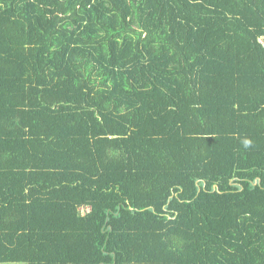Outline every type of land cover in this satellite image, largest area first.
Instances as JSON below:
<instances>
[{
  "label": "trees",
  "instance_id": "16d2710c",
  "mask_svg": "<svg viewBox=\"0 0 264 264\" xmlns=\"http://www.w3.org/2000/svg\"><path fill=\"white\" fill-rule=\"evenodd\" d=\"M263 37L264 0H0V263L264 264Z\"/></svg>",
  "mask_w": 264,
  "mask_h": 264
},
{
  "label": "built area",
  "instance_id": "2783aa9c",
  "mask_svg": "<svg viewBox=\"0 0 264 264\" xmlns=\"http://www.w3.org/2000/svg\"><path fill=\"white\" fill-rule=\"evenodd\" d=\"M260 41L263 43L264 45V37L260 39ZM90 211V207H84L82 209V213L85 214L86 212H89Z\"/></svg>",
  "mask_w": 264,
  "mask_h": 264
},
{
  "label": "crops",
  "instance_id": "0c3cea01",
  "mask_svg": "<svg viewBox=\"0 0 264 264\" xmlns=\"http://www.w3.org/2000/svg\"><path fill=\"white\" fill-rule=\"evenodd\" d=\"M0 264H24V263H0Z\"/></svg>",
  "mask_w": 264,
  "mask_h": 264
}]
</instances>
